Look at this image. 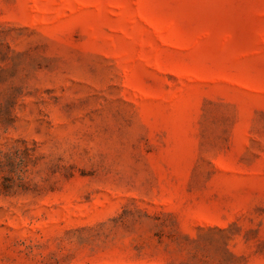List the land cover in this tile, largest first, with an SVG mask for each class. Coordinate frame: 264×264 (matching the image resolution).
<instances>
[{"label":"rangeland","instance_id":"374dc122","mask_svg":"<svg viewBox=\"0 0 264 264\" xmlns=\"http://www.w3.org/2000/svg\"><path fill=\"white\" fill-rule=\"evenodd\" d=\"M0 264H264V0H0Z\"/></svg>","mask_w":264,"mask_h":264}]
</instances>
